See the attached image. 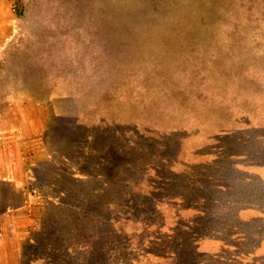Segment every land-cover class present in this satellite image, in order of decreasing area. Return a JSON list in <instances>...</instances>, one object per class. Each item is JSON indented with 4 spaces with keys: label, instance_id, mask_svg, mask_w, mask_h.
Returning <instances> with one entry per match:
<instances>
[{
    "label": "rangeland",
    "instance_id": "1",
    "mask_svg": "<svg viewBox=\"0 0 264 264\" xmlns=\"http://www.w3.org/2000/svg\"><path fill=\"white\" fill-rule=\"evenodd\" d=\"M0 5L12 17V33L0 44V90L47 114L44 152L27 171L30 194L38 201L17 218L18 207L2 212L21 203V193L0 192V202L7 204L0 207L5 215L0 264H56L52 194L56 170L65 165L59 151L71 154L70 160L84 158L106 138L107 128L137 139H150L149 130H175L188 146L212 141L221 125L229 127L233 111L243 109L231 102L230 89L240 80L231 82L232 71L247 70L243 79H254L256 90L264 88V0H0ZM88 129L97 138L75 147ZM246 193L238 203L264 206L262 191H254L256 201ZM236 194L242 192L226 194L221 203ZM43 200L50 204L41 206ZM223 210L228 208L218 206ZM10 220L20 226L18 241ZM218 225L224 241L232 244L236 231L248 239L236 241L239 252L252 246L253 231L223 219ZM214 261L202 254L196 264H218ZM250 264H264V258Z\"/></svg>",
    "mask_w": 264,
    "mask_h": 264
},
{
    "label": "trees",
    "instance_id": "2",
    "mask_svg": "<svg viewBox=\"0 0 264 264\" xmlns=\"http://www.w3.org/2000/svg\"><path fill=\"white\" fill-rule=\"evenodd\" d=\"M244 75L247 70L232 71L231 82L240 80L230 89L231 102L243 109L233 111L231 123L264 119V96L259 95L264 88L256 90L254 79H243ZM250 130L222 132L219 137L216 132L213 141L188 146L175 130H149L150 139H137L107 128L106 138L84 158L70 160L71 154L59 151L65 165L56 170L52 194L56 195V264H196L202 237H218V201L226 195L218 191V165L229 162L225 154L260 144L256 140H263L264 131ZM77 138L75 147L97 136L88 129ZM198 152L215 158L189 162ZM233 196L237 203L243 199Z\"/></svg>",
    "mask_w": 264,
    "mask_h": 264
},
{
    "label": "crops",
    "instance_id": "3",
    "mask_svg": "<svg viewBox=\"0 0 264 264\" xmlns=\"http://www.w3.org/2000/svg\"><path fill=\"white\" fill-rule=\"evenodd\" d=\"M11 21V14L5 11L4 7L0 5V44L12 33ZM5 94L6 92L0 90V101L5 103L3 106H0V192L6 190V193H10V191L12 193L14 192L13 194L16 192L21 193L23 200L16 205H7L6 203L0 202V207L8 206L3 209L5 211L2 214H5L9 210L7 208H20L14 210L16 211V217L19 218L20 213L35 205L36 203L34 204V202L38 201L30 194L27 171L28 167L34 163V160L44 152L45 119L47 114L43 108H38L37 105L33 104L34 106L32 105L29 108V103L25 105L18 104L17 98ZM229 123L227 124L229 127L225 130L218 129V137L222 132H227V134L243 130L251 132L250 129H262L264 131V119H256L251 122ZM260 138L263 140H256L260 144L256 147L258 151L254 153H252L250 150L252 148L248 145L247 150L225 154L227 155L225 156L227 157L225 160L229 162L222 166L218 165V191L222 190L226 194L232 195L233 192L240 190L242 194H238L239 196L247 192V200H258L253 197L254 191L264 190V151H260V149H264V136ZM241 143L247 144L245 142ZM196 149L201 150L202 148ZM219 149L218 144V163L220 159L219 155L221 154ZM198 154L195 159L189 160V162H201L215 158L210 153L198 152ZM225 176H227L226 180ZM244 176H246V181L243 179ZM248 177H256L259 181L257 182L255 180L254 183H249L250 179H247ZM4 186L6 187L4 188ZM250 193L252 197L249 196ZM235 196L237 197V194ZM251 202L253 201L240 204L234 202L233 198L222 203L218 201L219 207L224 206L228 208V210H223L219 213L221 219L229 222L231 227L237 224L248 228L256 234L252 238L254 241L250 243L252 246L248 250L244 252L238 251L235 245L239 241L248 239L236 231L230 237L234 240L232 244L215 235L202 237L201 245L198 248L199 252L209 254L215 260L214 262H218V264L258 263L260 259L264 258V208L259 203L254 204ZM49 204V200H43V205L41 204V206L47 207ZM26 217L30 218L31 216L26 215ZM2 218H5V215L0 216L1 221ZM10 221L9 227L12 239L18 241L21 233L20 226L14 224L12 222L14 220ZM25 236L28 238L27 234ZM227 250L231 253H228Z\"/></svg>",
    "mask_w": 264,
    "mask_h": 264
}]
</instances>
